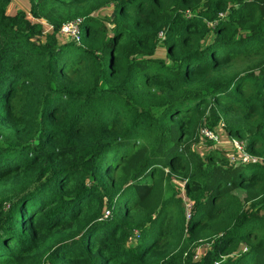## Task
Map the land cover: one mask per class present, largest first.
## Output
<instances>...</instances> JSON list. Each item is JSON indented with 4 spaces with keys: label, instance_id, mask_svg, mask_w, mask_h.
I'll use <instances>...</instances> for the list:
<instances>
[{
    "label": "trees",
    "instance_id": "obj_1",
    "mask_svg": "<svg viewBox=\"0 0 264 264\" xmlns=\"http://www.w3.org/2000/svg\"><path fill=\"white\" fill-rule=\"evenodd\" d=\"M13 1L0 0V264H264V160L199 148L223 121L264 158V0ZM78 18L80 42L61 33Z\"/></svg>",
    "mask_w": 264,
    "mask_h": 264
},
{
    "label": "built area",
    "instance_id": "obj_2",
    "mask_svg": "<svg viewBox=\"0 0 264 264\" xmlns=\"http://www.w3.org/2000/svg\"><path fill=\"white\" fill-rule=\"evenodd\" d=\"M81 18L71 20L68 23L64 24L61 28V33L68 38L69 40H75L80 42L81 40ZM216 22L211 23V25H215ZM162 35V33H161ZM223 133H224V122L222 121L216 128H209L207 126L202 127L199 131V137L202 140L206 141H213L215 143H221L222 138H223ZM227 139V138H225ZM230 144L233 146L232 152L228 154L230 157L231 161H241L244 163H259L264 160L262 156L259 155H253L249 153L246 148L247 145L245 144L244 141H241L239 139H229ZM186 180L182 182V196L185 197V205H186V215L187 219H190L192 216V208H193V202L192 200H188V198L185 196V184ZM111 215V210L107 209L104 215V218H107L108 216ZM139 231L135 230L134 233L129 237V242L131 244H135L138 242L139 239ZM202 255V251L200 248H198L197 253L195 255V260L200 259ZM226 258V256H224ZM218 264V263H217Z\"/></svg>",
    "mask_w": 264,
    "mask_h": 264
},
{
    "label": "rangeland",
    "instance_id": "obj_3",
    "mask_svg": "<svg viewBox=\"0 0 264 264\" xmlns=\"http://www.w3.org/2000/svg\"><path fill=\"white\" fill-rule=\"evenodd\" d=\"M29 0H14L12 3H11V5H10V7L8 8V11L10 12V13H14V12H16L17 10H24V11H27V12H29ZM113 10H114V5H110V6H108V7H105V8H103L102 10H100V11H98V12H96V15L98 16V17H101V18H103L105 15H108V14H111L112 12H113ZM40 21H42V20H40ZM52 27L50 26V27H48L47 26V30H50ZM60 41H62V40H64V36L60 33ZM165 55V50L163 49V48H160L158 51H157V55ZM229 135L226 133V131L223 133V138H222V141H221V143H216L215 144V146L216 145H220V146H223L224 147V150H226L227 152H228V154L230 153V152H232V150H233V146L230 144V141H229V137H228ZM200 138V137H199ZM225 138H227V139H225ZM201 139V138H200ZM205 141L206 140H200V142L201 143H204V144H199V148L201 149V151H203L204 149H206L207 147H206V143H205ZM182 182H183V180H182ZM182 182H177V184H178V186L181 188L182 187ZM239 193H241V192H239ZM244 193L242 192L241 193V195H243ZM205 247H207V246H204V245H201L200 246V249H201V251H204V249H205Z\"/></svg>",
    "mask_w": 264,
    "mask_h": 264
}]
</instances>
